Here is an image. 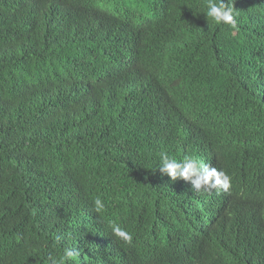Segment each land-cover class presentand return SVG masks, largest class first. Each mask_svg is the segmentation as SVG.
<instances>
[{"label":"trees","instance_id":"trees-1","mask_svg":"<svg viewBox=\"0 0 264 264\" xmlns=\"http://www.w3.org/2000/svg\"><path fill=\"white\" fill-rule=\"evenodd\" d=\"M206 3L0 0L3 259L93 264L114 221L136 249L113 264H264V98L234 87L264 86V0H228L235 28ZM162 152L231 175L214 227Z\"/></svg>","mask_w":264,"mask_h":264},{"label":"clouds","instance_id":"clouds-1","mask_svg":"<svg viewBox=\"0 0 264 264\" xmlns=\"http://www.w3.org/2000/svg\"><path fill=\"white\" fill-rule=\"evenodd\" d=\"M206 19L217 24L230 25L236 27V19L238 18L234 9L228 3V0H207L206 3ZM195 26V25H194ZM236 34V33H234ZM141 51L143 48L141 47ZM235 72V89L243 93H250L256 98H264V86L259 84L256 80L250 78L245 72L237 74ZM206 161L201 162L190 156H185L180 160L170 157L167 153H160V167L159 170L163 174H167L171 180L175 181L180 178L190 182L191 192L190 196L193 201L192 210H199L205 217L204 224L214 227L217 217L222 209L219 202L222 200H230L233 191L232 177L224 169L219 167H212V165H203ZM94 206L97 212L104 209V203L100 198L94 200ZM114 235L121 239L120 248L118 251L102 250L99 251L94 258L93 264H113V259L123 257L129 260L133 254L136 246L133 241V235L120 227L114 221H109ZM62 243H54L52 248L59 247ZM5 239L0 237V264H19L14 260L3 259ZM79 255L78 251H74L67 247L63 255L57 257H49L50 264H72L75 257ZM80 264H88V262L80 257L77 259ZM127 264H136L131 262Z\"/></svg>","mask_w":264,"mask_h":264}]
</instances>
